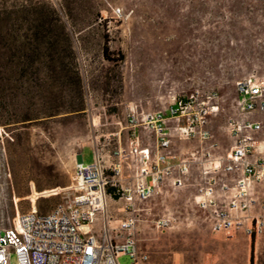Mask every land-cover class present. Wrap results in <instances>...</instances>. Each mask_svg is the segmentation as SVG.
<instances>
[{
  "label": "rangeland",
  "instance_id": "obj_1",
  "mask_svg": "<svg viewBox=\"0 0 264 264\" xmlns=\"http://www.w3.org/2000/svg\"><path fill=\"white\" fill-rule=\"evenodd\" d=\"M249 77L264 79V0H0V227L33 207L50 212L72 193L78 162L96 153L111 160L126 146L128 107L164 111L179 96L217 91L211 129L224 155L236 83ZM199 180L195 169L185 188L165 186L136 204V237L151 264H251L252 256L264 264V231L212 232L195 203ZM257 192L262 200L264 187ZM124 206L108 198L113 227L129 216ZM160 218L170 227L158 229ZM103 225L98 218L95 229Z\"/></svg>",
  "mask_w": 264,
  "mask_h": 264
},
{
  "label": "built area",
  "instance_id": "obj_2",
  "mask_svg": "<svg viewBox=\"0 0 264 264\" xmlns=\"http://www.w3.org/2000/svg\"><path fill=\"white\" fill-rule=\"evenodd\" d=\"M114 14L125 17L121 9ZM220 101L217 91L196 90L175 98L164 111L128 107L130 142L115 150L111 167L105 168L98 153L91 164L81 160L65 201L46 214L33 207L18 213L11 228L0 227V264H120L124 256L132 264H146L150 257L139 250L136 237V203L154 198L165 186L185 188L195 169L200 175L195 203L212 232L228 239L242 231L257 237L264 231V216L251 212L257 206L264 211V198L252 193L264 187V79L236 83L235 112L225 128L232 145L224 155H217L219 143L211 129ZM182 142L199 147L177 151ZM134 162L138 168L128 183ZM112 194L125 203L120 211L129 214L118 226L121 242L112 237L107 221ZM98 216L105 218L99 237L93 229ZM156 227L166 230L170 220L160 218Z\"/></svg>",
  "mask_w": 264,
  "mask_h": 264
},
{
  "label": "crops",
  "instance_id": "obj_3",
  "mask_svg": "<svg viewBox=\"0 0 264 264\" xmlns=\"http://www.w3.org/2000/svg\"><path fill=\"white\" fill-rule=\"evenodd\" d=\"M226 134H227V132H226ZM227 136H228V134H227ZM228 137H229V136H228ZM229 138H230V137H229ZM231 141H232V140H231ZM129 142H130L129 135H127V144H126V146L129 144ZM230 147H231V146H230ZM99 155H100V157H101L102 160H103V163H104V165H105V168H106V169H109V168L111 167L113 161L115 160V158L112 157V156H110V159H111V160H106V159H105L106 156H104V155L101 154V153H99ZM134 163H135V162H134ZM134 163H133V170H132V172H131L130 174H128V176L131 177L129 181H126V182H128V183L134 181V180H133V177H134V175H135V173H136V171H137V168H138V166L136 165V163H135V164H134ZM258 187H259V186H257L256 188L258 189ZM257 189H256V190H257ZM256 190L253 189L252 193L258 195V192H256ZM194 198L196 199V195H195ZM122 201H123V200H122ZM123 202H124V201H123ZM137 203H138V202H137ZM137 203H136V204H137ZM124 204H125V203H124ZM253 210H255V208L252 209V212H253ZM252 212H251V214H252ZM98 218H101V219H103V220L105 221V218H104L103 216H98ZM98 218L96 219L95 223L97 222ZM95 223H94V225H93V229H94L95 234L99 237L100 234H101V230H97V229H95ZM118 226H119V225H118ZM118 226H117V227H113L111 224H109V229L111 230L110 233H111L112 237L115 238V240H116L117 242H121V241L123 240V234H121V235H117V234H118ZM138 245H139V242H138ZM139 250H140L142 253H146V252H143V251H142L140 245H139ZM146 264H151V261L149 260V262L146 263Z\"/></svg>",
  "mask_w": 264,
  "mask_h": 264
},
{
  "label": "trees",
  "instance_id": "obj_4",
  "mask_svg": "<svg viewBox=\"0 0 264 264\" xmlns=\"http://www.w3.org/2000/svg\"><path fill=\"white\" fill-rule=\"evenodd\" d=\"M251 264H254V258H253V256H252V259H251Z\"/></svg>",
  "mask_w": 264,
  "mask_h": 264
}]
</instances>
